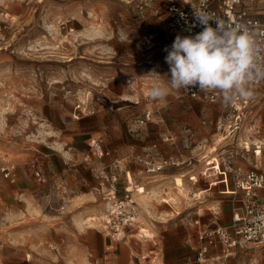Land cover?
Returning a JSON list of instances; mask_svg holds the SVG:
<instances>
[{"label": "rangeland", "instance_id": "rangeland-1", "mask_svg": "<svg viewBox=\"0 0 264 264\" xmlns=\"http://www.w3.org/2000/svg\"><path fill=\"white\" fill-rule=\"evenodd\" d=\"M170 1L0 0V264H113L121 246L129 264H264L263 247L252 244L227 258L219 247L199 262L185 239L195 237L196 219L230 223L232 197L220 184L209 189L224 177L211 169L216 161L234 188L264 169V83L224 142V107L170 85L165 100L150 98L146 74L169 79L166 45H139L165 27ZM94 142L112 161L99 158ZM225 148L238 154L222 155ZM171 156L182 165L145 171L146 161ZM126 195L139 223L118 235L112 211Z\"/></svg>", "mask_w": 264, "mask_h": 264}, {"label": "built area", "instance_id": "built-area-1", "mask_svg": "<svg viewBox=\"0 0 264 264\" xmlns=\"http://www.w3.org/2000/svg\"><path fill=\"white\" fill-rule=\"evenodd\" d=\"M193 7L213 13L216 17L231 23L232 26L237 24L246 26L260 46L259 60L264 63V0H203V3L201 0L196 2L188 0L185 4L171 0L168 2L166 9L169 18L165 27L159 32L146 35L140 41L139 47L148 49L147 47L152 44L165 46L169 42L173 43L178 34L188 36L200 32L202 30L200 26L192 28L191 32L187 31L188 27L194 23ZM260 83H264V79L251 85L253 95L250 99L241 100L234 105L225 104L226 113L217 120L218 133H222L223 138L226 139L233 131L238 130L243 125L246 114L255 99L256 88ZM183 89L186 96L189 95L204 103L222 102L218 92L201 91L197 88ZM86 110L87 106L80 103L76 105V111L84 113ZM151 116L152 112L147 111L138 123L146 125ZM166 140L168 139L166 138ZM93 147L99 158L110 155L102 149L98 142H94ZM181 165L182 162L179 158L171 156L170 158L146 161L145 171L154 175L163 172L167 168ZM211 169H215V171H218L217 174L224 176L223 183L229 182V175L226 172H221L219 163L216 162V165L212 166ZM2 172L7 179L13 176L9 167L3 168ZM120 173L121 162L117 161V173L111 175L112 184L119 182ZM235 190L245 191V196L240 201L239 206L232 208L231 222L226 226H220L213 221V224L206 226L200 232L199 240L202 246L197 252L199 262H205L209 253L218 247H221L226 258L236 254L247 244L263 247L264 249V169L247 172L243 175V178L237 180ZM111 220L115 222L113 230L118 235L120 234L119 231L122 232L125 228L136 229L139 223V211L128 195L119 197V201L115 202Z\"/></svg>", "mask_w": 264, "mask_h": 264}, {"label": "clouds", "instance_id": "clouds-1", "mask_svg": "<svg viewBox=\"0 0 264 264\" xmlns=\"http://www.w3.org/2000/svg\"><path fill=\"white\" fill-rule=\"evenodd\" d=\"M192 9L194 23L187 31L191 32L196 26L202 30L194 35L178 34L172 45L164 49L169 79L165 82L161 79L165 75L155 70L147 73L153 78L148 95L163 101L170 88L177 91L197 88L218 92L226 105L250 99L251 85L264 79V63L258 55L260 46L253 34L244 25L232 26L213 13Z\"/></svg>", "mask_w": 264, "mask_h": 264}, {"label": "crops", "instance_id": "crops-1", "mask_svg": "<svg viewBox=\"0 0 264 264\" xmlns=\"http://www.w3.org/2000/svg\"><path fill=\"white\" fill-rule=\"evenodd\" d=\"M165 16H166V22L168 21V18H169V16H167V12L165 11ZM172 45V42H169V44H167L166 46H165V48L166 47H170ZM258 88V87H257ZM256 88V89H257ZM179 93L181 94V96L182 97H185L186 95H185V90L182 88V89H180L179 90ZM188 97H190L189 95H187ZM186 96V97H187ZM192 98V97H191ZM192 99H195V98H192ZM195 100H197V99H195ZM197 101H200V100H197ZM202 102V101H201ZM213 104H218L219 106H220V108H225V104L224 103H222V102H218V103H213ZM149 121V120H148ZM147 121V122H148ZM230 136V135H229ZM229 136H227V138L225 139V138H223V136L221 135V138H222V141L221 142H224V141H226L227 139H229ZM168 140H166L167 142H170L171 140H173L172 139V136L171 137H166ZM226 146H228L227 144H226ZM226 146H224V147H226ZM259 150L258 151H256L255 150V153H260L261 152V148H258ZM242 150H246V152H244V153H248V150H249V148L247 149H242ZM224 154H238V152H237V150L236 151H234L233 152V150H228V149H224V151L222 152V155H224ZM109 156V155H108ZM107 156V157H108ZM108 158H110V160L112 161V157H108ZM210 162V161H209ZM217 162V161H216ZM209 164V163H208ZM129 174H130V172H128ZM184 182V181H183ZM190 182H192V184H196L197 182H198V177H197V175H190L189 176V183ZM218 184H220L221 186L220 187H222V192H223V194L225 195V194H227V195H230L231 197H232V208L234 207V206H239L240 205V201L241 200H243V198H244V196H245V191H241V190H235V188L234 187H232V185L230 184V182H228V183H223L222 182V180H219L218 182H214L213 184H211L210 185V188L209 189H211L212 188V186H217ZM184 189V188H183ZM126 191H127V193L129 194L130 192V190H129V188H126ZM231 208V209H232ZM233 210V209H232ZM231 219H232V215H231ZM230 222H231V220H230ZM211 224H213V221H212V223H208V224H206V223H203L202 221H201V219H196L195 221H194V224L193 225H195V227H197V232H196V235H195V237H192L190 234L185 238V239H187L188 238V242H191L192 241V243H193V248L198 252V250L200 249V247L202 246L201 245V241L199 240V234H200V232L203 230V228H205L206 226H208V225H211ZM139 236V235H138ZM191 236V237H190ZM122 247V252H121V254H120V256L116 259V263H113V264H129V258L131 257L130 256V253H129V255H128V248L127 247H125V246H121ZM219 248V247H218ZM217 248V249H218ZM221 248V247H220ZM214 250H216V249H213L212 251H214ZM212 251L209 253V254H211L212 253ZM263 252H264V249H263ZM209 256V255H208ZM223 257H225L224 256V253H223V255H222ZM158 257H161L160 256V252H158V251H156L155 253H154V258H153V260H155L156 258H158ZM147 257H143V259H146ZM132 259V258H131ZM151 262H153V261H151ZM154 263V262H153ZM156 263H158V264H165L164 263V259H163V257H161L160 259L158 258V260H157V262Z\"/></svg>", "mask_w": 264, "mask_h": 264}, {"label": "bare ground", "instance_id": "bare-ground-1", "mask_svg": "<svg viewBox=\"0 0 264 264\" xmlns=\"http://www.w3.org/2000/svg\"><path fill=\"white\" fill-rule=\"evenodd\" d=\"M139 235V234H138ZM138 235H136V236H138Z\"/></svg>", "mask_w": 264, "mask_h": 264}]
</instances>
